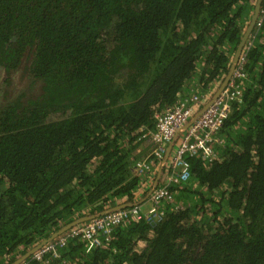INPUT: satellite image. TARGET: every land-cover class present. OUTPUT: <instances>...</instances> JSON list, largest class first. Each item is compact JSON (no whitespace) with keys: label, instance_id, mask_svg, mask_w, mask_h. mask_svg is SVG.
I'll return each instance as SVG.
<instances>
[{"label":"trees","instance_id":"16d2710c","mask_svg":"<svg viewBox=\"0 0 264 264\" xmlns=\"http://www.w3.org/2000/svg\"><path fill=\"white\" fill-rule=\"evenodd\" d=\"M256 3L0 0L5 89L25 79L40 86L36 97L0 104V264L163 185L173 199L162 220H128L109 239L101 229V245L71 238L45 261L264 264V0L241 55V99L214 143L217 159L188 156L191 178L182 184H155L162 160L154 173L137 167L158 114L220 86Z\"/></svg>","mask_w":264,"mask_h":264},{"label":"built area","instance_id":"2783aa9c","mask_svg":"<svg viewBox=\"0 0 264 264\" xmlns=\"http://www.w3.org/2000/svg\"><path fill=\"white\" fill-rule=\"evenodd\" d=\"M243 61L244 56H241L227 86L214 102L191 123L189 121L193 117L199 102L205 98L204 95L193 94L189 97L180 98L174 105L157 115L156 130L144 134V137L154 144L150 156L162 158L168 146L174 142L177 135L185 130V125L189 123L172 160L173 173L168 174V172L165 175L164 184L170 182L182 184L190 180L191 164L188 156H197L205 159L208 163H213L217 159V152L214 148V143L219 141L217 133L231 112L232 101H240L242 96L240 85L236 82L238 78L244 76L242 72ZM137 167L149 172L152 169V164L147 158L138 162ZM172 199L173 193L166 186L156 187L150 195V206L148 205L144 209L140 204L123 207L81 223L65 234L63 233L62 236L47 244L21 264H32V260L47 264L44 257L48 254L55 257L59 256V248L66 246L71 238L85 239L89 246L101 245L102 240L99 235L101 233L98 231L103 229V234L109 239L115 226L126 224L131 219H147L154 224L163 219L165 203H169Z\"/></svg>","mask_w":264,"mask_h":264},{"label":"water","instance_id":"95a60500","mask_svg":"<svg viewBox=\"0 0 264 264\" xmlns=\"http://www.w3.org/2000/svg\"><path fill=\"white\" fill-rule=\"evenodd\" d=\"M261 3L262 0H257L256 6H255V10L253 12L251 21L249 22L245 33L241 39V42L234 54L233 60L231 62V67H230V71L229 73L225 76V79L222 81V83L220 84V86L217 88V90H215L214 93H212L209 97H205L201 103L196 107L195 109V116H194V120L196 119V117H198L203 111H205L213 102L214 100L221 94V92L224 90V88L227 86V84L229 83L235 69L236 66L241 58L242 52H243V47L246 44L247 40L249 39L250 33L252 32V30L254 29L256 22L258 20L259 17V13L261 10ZM193 120H191L192 122ZM189 122V123H191ZM188 123V124H189ZM188 124L185 125V127L188 126ZM122 207L124 206L121 205ZM120 208V206H116L114 208H111L110 210L113 209H117ZM109 210H105L103 211L101 214H104L105 212H107ZM99 214V215H101ZM98 216V215H97ZM96 216H88L79 220H76L66 226H64L62 229L58 230L57 232L53 233L50 237L44 239L42 242H40L39 244H37L33 249H31L30 251H28L25 255L19 257L14 263L12 264H21L23 261L27 260L29 257H31L33 254H35L36 252H38L40 249H42L43 247H45L47 244H49L50 242L54 241L55 239H57L58 237L62 236V234L64 232H66L67 230H70L71 228L80 225L81 223L88 221L90 219L95 218Z\"/></svg>","mask_w":264,"mask_h":264},{"label":"clouds","instance_id":"9594fccd","mask_svg":"<svg viewBox=\"0 0 264 264\" xmlns=\"http://www.w3.org/2000/svg\"><path fill=\"white\" fill-rule=\"evenodd\" d=\"M193 118H194V116L190 119V121L189 122H191V120H193ZM177 137H178V135H177ZM176 137V138H177ZM176 138H175V140H176ZM147 139V138H146ZM175 140H174V142H175ZM146 141H148V142H150L151 144H153L151 141H149L148 139L146 140ZM181 141V140H180ZM172 143V144H170L169 146H168V148H167V150H166V153H165V155L162 157V158H157V157H154V156H150V154H151V152H152V150H153V148H154V144H153V148L151 147V149H150V151L146 154V155H144V156H142V159L141 160H139L138 162H142L143 160H146L147 158H149V160H150V163L152 164V169L149 171V172H147L146 171V173H148V174H150V173H154V171H155V168H158L159 169V166H156L155 165V159H159V161H163V164H162V166L160 167V171H159V174H158V176H157V178H156V181H155V184H156V182L158 181V180H163V178L165 177V175L167 174V172L166 173H164L163 172V168H164V166H168L169 168L170 167H172V160H173V157H174V155H175V153H176V149H177V147H178V145L177 146H175V143ZM137 162V163H138ZM163 172V173H162ZM163 174V175H162ZM189 181V180H188ZM155 189V188H154ZM153 189V190H154ZM153 190H151V192H150V194H149V196L147 197L148 199H146L145 201H148L149 202V206H150V195H151V193H152V191ZM139 203H136V204H133V205H138ZM121 205H123L122 203H120L119 205H117V206H120V208H123V207H129V206H132V205H126V204H124V206L122 207ZM117 209H119V208H117ZM113 210H116V209H113ZM105 211V210H104ZM109 211H111L110 209H109ZM109 211H107V212H109ZM166 211V210H165ZM106 213V212H105ZM102 215V214H101ZM99 216V215H98ZM97 217V216H96ZM91 220V219H90ZM89 221V220H88ZM85 222H87V221H85ZM84 223V222H83ZM34 255V254H33Z\"/></svg>","mask_w":264,"mask_h":264},{"label":"rangeland","instance_id":"374dc122","mask_svg":"<svg viewBox=\"0 0 264 264\" xmlns=\"http://www.w3.org/2000/svg\"><path fill=\"white\" fill-rule=\"evenodd\" d=\"M4 73L2 71V67H0V104H2V102H5V100L7 99H11L14 98L17 93L20 91L19 89L22 87L21 85L23 84V82L20 84V86H14V88L12 87L11 89L9 88L8 90L5 89V84H4ZM20 76L16 77V81L15 84L18 83L20 81ZM17 90V91H16ZM195 113H193V116H195ZM184 134V132H181L178 137L175 140V146H177L182 138V135Z\"/></svg>","mask_w":264,"mask_h":264},{"label":"flooded vegetation","instance_id":"af4514ba","mask_svg":"<svg viewBox=\"0 0 264 264\" xmlns=\"http://www.w3.org/2000/svg\"><path fill=\"white\" fill-rule=\"evenodd\" d=\"M21 86L22 87L19 89L20 91L17 93V95L14 98H11L10 100H13V99L15 100L16 97H18L20 94H23V93L27 95L26 97H36V95H38V92H40V89H39L40 86L35 84L34 81L32 80L30 82L29 79L27 80L25 79ZM30 89L34 92H28ZM5 102H2V104H5Z\"/></svg>","mask_w":264,"mask_h":264},{"label":"crops","instance_id":"0c3cea01","mask_svg":"<svg viewBox=\"0 0 264 264\" xmlns=\"http://www.w3.org/2000/svg\"><path fill=\"white\" fill-rule=\"evenodd\" d=\"M142 147H144V148L146 149L145 152H142V156H144V155H146V154L150 151L152 145H151L150 142L145 141V142L143 143ZM142 147H141V148H142ZM145 200H146V199H145ZM145 200H142L141 202H138V203L141 205L142 209L146 208V207L149 205V202H148V201H145Z\"/></svg>","mask_w":264,"mask_h":264}]
</instances>
